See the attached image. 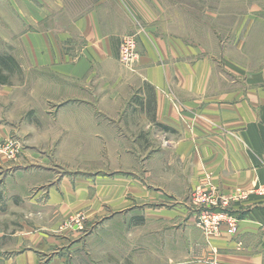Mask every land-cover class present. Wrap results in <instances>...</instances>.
Segmentation results:
<instances>
[{"label": "crops", "instance_id": "obj_1", "mask_svg": "<svg viewBox=\"0 0 264 264\" xmlns=\"http://www.w3.org/2000/svg\"><path fill=\"white\" fill-rule=\"evenodd\" d=\"M11 3L14 18H9L10 23L5 18L1 20L10 25L0 38L10 39L16 69L31 87H23L31 103L39 100L38 90L46 92V101L60 100L61 106L69 102L72 94L74 98L90 97L87 84L97 79L116 80L112 95L116 103L124 97V91L132 92V96L133 87L140 90L138 103L130 108L113 105L112 111L127 108L131 111L117 121L99 119L96 113L102 111L98 105L92 101L80 102L84 106L76 109H85V117L80 121L85 134L118 142L119 147L114 151L115 160L121 161L115 170L118 175H103L101 181L94 182L92 178L86 179L80 185L70 176L61 182L54 179L49 183L54 186L51 185L46 206L61 208L68 199L78 207L87 201L86 207H91L96 194L95 198L102 195L108 200L109 208H105L108 214L131 208L124 215L115 213L106 223L112 245L107 256L113 264H264V198L254 193L264 185V79L258 83L230 80L216 71L209 57H201L182 40L158 35L147 20L133 17L122 1L118 4L124 10L116 11L114 17L93 9L78 15L69 28L60 30L50 20L53 15L62 14V9L54 11L37 5L27 15L28 10L18 6L15 0ZM28 3L35 5L32 1ZM131 34L137 35L139 47L138 63L130 75L120 66L118 54L120 39ZM12 71L0 65L2 78L11 76ZM3 80L0 81L4 87V91L0 90V143L20 129L14 122H6L7 99H12L13 88L6 92L7 83ZM71 106L64 105L58 115L68 119ZM14 107L16 115L23 106ZM27 112L34 127L42 126L41 117L52 124V116L44 108L34 110L32 106ZM122 125L134 128L140 135L133 138ZM123 138L129 139V147L121 146ZM142 139L148 141L146 147L138 144ZM140 150L150 154L146 163L140 161L144 158ZM145 165L148 180L143 181L139 171ZM38 176L32 173L6 177L9 193L5 196L12 199L11 205H27L33 211L47 209L39 204L40 194L26 200L38 182L49 180ZM205 181L217 186L225 198L232 199V212L241 216L237 235L231 237L224 231L219 237H204L198 227H193V217L180 230L173 227L175 223L171 224L181 214L176 213L177 208L167 207L181 203L184 213H188L184 202ZM239 193L247 194L243 201L235 199ZM74 194L80 197L74 200ZM139 201L150 205L141 215L136 214L137 208L132 209L139 206ZM139 216H145L153 228L134 237L129 229L138 228ZM183 217L186 220L188 214ZM15 242L14 247L21 248L24 241ZM40 243L42 239L37 244L30 241L25 251L17 250L11 255L0 250V264L84 262L77 258L81 247L74 249L75 262L63 254L48 261L42 255L49 253L50 247ZM34 244L42 247L33 248ZM90 264L96 263L90 261Z\"/></svg>", "mask_w": 264, "mask_h": 264}, {"label": "rangeland", "instance_id": "obj_2", "mask_svg": "<svg viewBox=\"0 0 264 264\" xmlns=\"http://www.w3.org/2000/svg\"><path fill=\"white\" fill-rule=\"evenodd\" d=\"M11 1L13 0H0V35L2 36L5 35L10 24H4L1 20L5 18L10 23L9 18H14ZM15 1L18 6L28 10L27 15H30V9L35 6L46 7L54 11L62 9V14L53 15L50 20L52 26L57 30L69 28L78 15L93 9L105 11L104 13H108L109 16L113 14L114 17L116 11L124 10L118 4L122 1L133 17L138 20H147L149 22L147 24L155 28L158 35L182 40L186 45L196 49L201 57H209L216 71L221 72L230 80H247V83H258L260 79H264V0H28L35 5H30L25 0ZM6 39L0 38V59L4 62L0 65L3 68L10 67L13 70L11 76L5 75V78H0L7 83L6 92L13 88V92L11 91L12 99H7L9 119L6 122H14L20 129L17 128L15 134L0 143V203H4V206H0V250L4 255H11L15 251L23 252L26 250V245H31L30 241L37 244L42 239L40 244L50 247L49 253L42 255L48 261L63 254L66 259L75 262L74 249L81 247L83 248L82 252L77 258L81 262L84 261L82 264H90V261L96 264L97 261L100 264H113L107 256V251H111L112 245H109L110 241L106 229L108 225L106 223L114 217L115 213L124 215L131 208L126 207L108 214V211L105 210V208H109L106 203L107 199L104 200L105 196L102 197V195L95 198L97 197L96 194L91 207H86L89 204L86 203L87 201L78 207L69 202L68 199L62 203L64 206L61 208L47 207V200L50 197L49 190L54 186V184L49 183L54 179L61 182L64 177L70 176L74 183L80 185L86 179L92 178L94 182L95 180L101 181L103 175H118L115 170L121 161L115 160L116 152H114L119 147L118 142L115 141L117 143L114 144L109 139L106 141L105 138H99L96 135L87 136L80 127V121L85 117V109L80 108L79 110L76 107L82 105L80 102L92 101L102 111L96 113L99 119L103 121L115 119L114 121H117L119 118H123L121 116L124 113L131 111H127L128 108L125 111H112L113 105L120 104L122 107L125 105L129 107L132 104H137L140 90L137 86L133 87L134 95L132 96V92L126 93L124 91V97L116 103L112 98L116 91L113 89L116 80L97 79L89 85L87 84L90 97L74 98L72 94L69 102L63 104V106L68 103L72 105V114L69 116L70 119H67L65 116L58 115L60 108L63 107L58 104L60 100L46 101L48 96L46 92L38 90L37 97L39 100H34L31 103L30 96L23 90V87L27 89L31 87L28 81L22 78L21 72L17 71L16 62L12 57L13 50H11L10 39ZM138 47L139 45L137 46L136 61L129 67L121 62L119 48V64L130 75L135 71L138 63ZM105 86L108 88L106 89ZM0 90L4 91V87L0 86ZM15 104L20 107L23 106L16 115L14 114ZM32 106L34 110L44 108L48 114L50 113L53 120L51 125L53 126L50 127V123L48 124L42 117L40 118L42 126H32V121L28 119L27 112ZM122 126L128 132L127 134H131L133 138L137 134L140 135V132L137 133V131L132 130L134 128ZM139 128L142 130L143 127ZM122 140L121 146L123 145V148L130 146L129 139L123 138ZM147 142L142 139L138 144H144L146 147ZM140 151L144 155L140 161L146 163L145 161L149 159L147 157L150 154H147L146 151ZM128 165L130 168L131 159L128 160ZM146 165L143 171L141 168L139 171L143 181L148 180L146 178L148 175ZM32 173L49 180L38 182L26 200L36 198L40 194L42 197L38 196L39 204L45 205L46 210L33 211L34 209H30L27 205H11L12 199H7L5 196V193H9V189L5 187L7 178L17 175H31ZM194 190L184 202V207L188 213H184L185 210H183L181 203L170 204L167 207L169 209L177 208L175 209L176 213L181 214L177 220L171 221V224L175 223L173 227L180 230L184 226V222L186 224L189 218L193 217V227H198L204 237L221 236L223 233L209 236L199 226V213L193 199ZM254 193L258 195L256 189ZM33 194L36 195L31 197ZM79 197L76 194L73 195L74 200ZM243 199L238 200L243 201ZM42 201H46L45 204ZM149 206L143 204V201H139V206L135 205L132 209L137 208L136 214L140 213L141 215ZM231 206L232 203L228 206L232 211ZM158 207H163V205H158ZM184 214H188L186 220H184ZM233 214L236 216L235 212ZM139 217L138 228L129 229L134 237L140 233H148L153 228L151 224L147 223L145 216ZM237 217L240 221L241 216ZM161 225L163 224L160 223ZM40 234L42 236H39ZM90 236H92L91 239H89ZM21 239L24 241L23 246L21 248L14 247L17 245L15 241L18 242ZM40 247L42 246L33 245V248ZM195 261L197 262V258Z\"/></svg>", "mask_w": 264, "mask_h": 264}, {"label": "built area", "instance_id": "obj_3", "mask_svg": "<svg viewBox=\"0 0 264 264\" xmlns=\"http://www.w3.org/2000/svg\"><path fill=\"white\" fill-rule=\"evenodd\" d=\"M120 60L129 67L137 58V35L124 36L120 40ZM258 195L264 198V185L256 188ZM194 203L199 213L198 224L207 235H220L224 231L228 236H235L239 230L238 217L228 206L232 199L221 195L217 186L203 182L193 193ZM246 193H239L237 198H246Z\"/></svg>", "mask_w": 264, "mask_h": 264}, {"label": "trees", "instance_id": "obj_4", "mask_svg": "<svg viewBox=\"0 0 264 264\" xmlns=\"http://www.w3.org/2000/svg\"><path fill=\"white\" fill-rule=\"evenodd\" d=\"M0 61H1L0 64H4L3 60L0 59ZM0 78H2L1 72H0ZM0 81H1V79H0Z\"/></svg>", "mask_w": 264, "mask_h": 264}]
</instances>
